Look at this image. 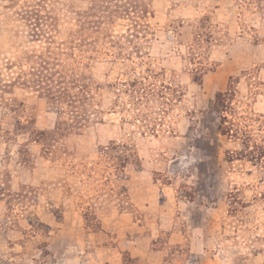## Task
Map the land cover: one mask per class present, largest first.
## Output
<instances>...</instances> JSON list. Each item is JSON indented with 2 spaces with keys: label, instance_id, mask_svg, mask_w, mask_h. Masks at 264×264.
Instances as JSON below:
<instances>
[{
  "label": "rangeland",
  "instance_id": "rangeland-1",
  "mask_svg": "<svg viewBox=\"0 0 264 264\" xmlns=\"http://www.w3.org/2000/svg\"><path fill=\"white\" fill-rule=\"evenodd\" d=\"M0 264H264V0H0Z\"/></svg>",
  "mask_w": 264,
  "mask_h": 264
},
{
  "label": "trees",
  "instance_id": "trees-1",
  "mask_svg": "<svg viewBox=\"0 0 264 264\" xmlns=\"http://www.w3.org/2000/svg\"><path fill=\"white\" fill-rule=\"evenodd\" d=\"M38 82H39V83H37V86H38L39 88H42L43 85H42L41 83H44V82H43V81L40 82V80H38ZM46 89H47V91H50L49 87L46 88ZM57 93H58L59 95H61L58 91H57ZM62 96H63V99H65V98L70 99L71 97H73V95H71V94L69 95L68 92L63 93ZM225 97H226V96H225ZM225 97H224V95H223L222 93H218V94H216L215 97H214V99L210 102L211 110H213L214 112H217V113H219L220 111H222L223 108L226 107V105H225V103H226ZM219 116H220V119L222 120L221 123H222L223 121H226V120H225V116H222L221 113H220ZM221 131H223V132L225 133V132H227V131H229V130L223 128V130H221Z\"/></svg>",
  "mask_w": 264,
  "mask_h": 264
}]
</instances>
